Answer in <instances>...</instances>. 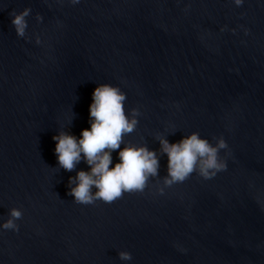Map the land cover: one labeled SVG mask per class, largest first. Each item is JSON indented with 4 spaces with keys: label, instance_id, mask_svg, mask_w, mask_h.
<instances>
[{
    "label": "water",
    "instance_id": "1",
    "mask_svg": "<svg viewBox=\"0 0 264 264\" xmlns=\"http://www.w3.org/2000/svg\"><path fill=\"white\" fill-rule=\"evenodd\" d=\"M24 7L27 39L9 15ZM104 82L139 109L125 142L223 135L227 168L160 194L158 151L142 191L75 203L76 169L56 167L52 137L89 127ZM13 206L23 215L0 230V264H264V0H0V220Z\"/></svg>",
    "mask_w": 264,
    "mask_h": 264
},
{
    "label": "clouds",
    "instance_id": "2",
    "mask_svg": "<svg viewBox=\"0 0 264 264\" xmlns=\"http://www.w3.org/2000/svg\"><path fill=\"white\" fill-rule=\"evenodd\" d=\"M68 2L75 5L79 0ZM242 3L243 0H234L237 6ZM30 12V7H24L9 13L18 37L28 38L26 17ZM35 18L37 21L42 19L39 13ZM34 39L37 44L41 43L39 34H34ZM125 101L126 93L119 86L97 83L88 105L89 127L82 128L79 136L62 127L52 137L55 141L56 167L65 171L76 169L75 175H70L67 181V193L75 203L93 204L98 199L111 202L121 196L122 191H142L150 177L158 176V151L167 156L166 175L161 178L163 187L156 189L160 194L193 173L207 180L227 168L225 157L230 150L223 135L215 144L195 131L172 142L159 136V150L150 149L143 143L125 142L124 136L134 131L140 115L138 108L126 111ZM222 149L227 150L224 157L220 155ZM114 150H118L115 161L112 155ZM81 161L88 167L77 168ZM22 215L20 207L9 208L7 217L0 220V230L18 231L17 220ZM117 254L122 261L132 259L127 250H119Z\"/></svg>",
    "mask_w": 264,
    "mask_h": 264
}]
</instances>
